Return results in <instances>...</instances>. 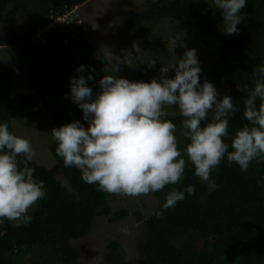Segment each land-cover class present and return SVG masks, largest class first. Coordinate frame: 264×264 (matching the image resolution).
Here are the masks:
<instances>
[{
	"label": "trees",
	"instance_id": "1",
	"mask_svg": "<svg viewBox=\"0 0 264 264\" xmlns=\"http://www.w3.org/2000/svg\"><path fill=\"white\" fill-rule=\"evenodd\" d=\"M89 1L0 0V49L14 50L32 90L30 95L16 91V72L5 67L0 56V122H6L14 134V118L39 107L49 109L54 118H64V124L85 123L82 110L69 98L70 78L87 76L94 68L95 80L87 83L98 91L99 79L113 74V66L99 54L83 24L75 21L71 26L49 29L55 20ZM218 11L213 0H147L142 10L126 17L117 35L120 39L135 35L144 46L164 21L176 22L192 33L202 48L218 56L219 69L204 70L200 81L228 88L220 96H231L237 109L229 120V131L234 134L248 123L243 117L247 97L243 89L254 86L253 69L264 65V0H247L240 11L238 35L224 34ZM18 18L28 27L27 32L7 37L3 27L15 26ZM40 32H45L42 41L32 40ZM80 65L85 66V72L78 74L75 70ZM163 118L176 124L178 147L187 161L183 149L188 141L181 126L184 118L172 114ZM56 147V142L50 146L55 161L52 168L28 161L35 169V179L45 182L47 194L28 210L31 222L27 226L14 227L13 222L0 220V264H79L81 254L72 243L92 233L97 218L118 223L128 216L126 211L113 213L111 194L85 183L75 167H65ZM58 172L65 183L58 180ZM210 181L202 182L191 163H186L179 184L154 193L160 201L157 211L148 219L136 213L137 220L145 224L138 244L142 264H264V159L252 161L248 170L241 172L225 158L212 171ZM189 185L194 186V194L185 193V199L174 207L162 208L169 191ZM119 249L118 243H110L109 263H123Z\"/></svg>",
	"mask_w": 264,
	"mask_h": 264
},
{
	"label": "clouds",
	"instance_id": "2",
	"mask_svg": "<svg viewBox=\"0 0 264 264\" xmlns=\"http://www.w3.org/2000/svg\"><path fill=\"white\" fill-rule=\"evenodd\" d=\"M246 3L213 0L222 17L224 34H239L240 11ZM140 43L133 41L130 50L114 57L113 74L99 79L98 91L87 83L95 80L94 68L87 76L70 78L69 98L82 110L87 127L75 120L52 129L56 155L65 167H75L85 183L96 184L104 192L141 196L179 184L186 163H191L202 182L211 183L212 171L225 158L229 165H238L241 172H246L252 161L264 159V65L253 69L254 86L243 89L247 93L243 117L248 123L232 134L229 120L237 111L233 99L221 97L208 80L201 83L200 61L196 50L186 47L184 33L169 38L167 49L172 56L177 57L178 47L184 51L171 66H161L158 77L130 81L117 75L121 65L137 61L142 52ZM157 63L159 57L146 62L149 68ZM170 70L174 72L171 77ZM75 71L84 73L85 66ZM165 106H175L184 118L181 126L188 141L183 149L187 161L178 147L176 124L163 118ZM34 155L28 139L0 122V220L13 222L14 227L27 226L31 222L28 210L47 194L45 182L35 179V169L28 166ZM194 191L192 185L172 189L165 195L162 208L174 207L185 199V193L192 195Z\"/></svg>",
	"mask_w": 264,
	"mask_h": 264
},
{
	"label": "rangeland",
	"instance_id": "3",
	"mask_svg": "<svg viewBox=\"0 0 264 264\" xmlns=\"http://www.w3.org/2000/svg\"><path fill=\"white\" fill-rule=\"evenodd\" d=\"M151 1L156 2L157 0ZM146 3L147 0H90L85 5L76 8L72 15L67 13L64 18L77 20L76 22L83 24L86 31L92 35L99 54L107 58L114 67V57L120 56L125 50H130L133 41L136 40L135 35L132 34L120 39L117 30L127 16L142 10ZM11 10L17 15L13 7ZM3 28L7 33L4 32L5 35L10 38L26 33L28 30V27L19 18L15 26L5 25ZM176 33H184L186 47L196 50L202 72L214 68L219 69L220 61L214 52L202 48L193 34L183 30L176 22L164 21L158 24L150 42L144 46L140 45L142 52L138 55L137 61L130 66L121 65L118 74L130 81H150L152 78L158 77L160 75L158 69L161 66H171L183 54V48L178 47L175 50L177 57L172 56L167 49L168 38ZM38 35L39 33L32 40L41 42L43 36L38 37ZM0 56L5 67L16 72L14 77L16 91L30 95L32 90L17 64L14 50L11 48L0 49ZM150 57H159V63L155 68H149L146 64ZM168 75L171 77L174 72L170 70ZM215 88L219 95L228 91V88L222 83L217 84ZM170 114L180 115V112L175 106H165L164 116ZM63 119L62 117L54 118L46 107L27 110L14 118L12 126L15 134L28 139L35 152L31 162L48 169L55 165L50 153V146L55 143L51 131L53 128L64 125ZM57 178L65 183L61 172L57 173ZM159 205L160 201L154 193L141 196L111 194L110 207L113 213L126 211L128 216L118 223H110L107 218H97L93 232L72 243L81 254L79 264H111L107 260L111 242L119 244L120 253L124 257L122 264H142L139 259L138 244L144 237L145 224L137 220L136 213L144 219H148L151 214L157 211Z\"/></svg>",
	"mask_w": 264,
	"mask_h": 264
},
{
	"label": "built area",
	"instance_id": "4",
	"mask_svg": "<svg viewBox=\"0 0 264 264\" xmlns=\"http://www.w3.org/2000/svg\"><path fill=\"white\" fill-rule=\"evenodd\" d=\"M68 14L71 15L72 13H68ZM64 17H65V16H63V17H61V18L55 20L54 23H53L51 26H49V29H50V28H54L56 25H63V26L68 25V26H71L72 23L75 22V21L70 20V19L67 20V19H65ZM60 20H62V23H60ZM44 33H45V32H40L39 35H38V37H42V36L44 35Z\"/></svg>",
	"mask_w": 264,
	"mask_h": 264
}]
</instances>
